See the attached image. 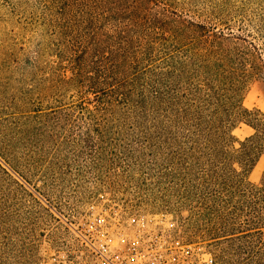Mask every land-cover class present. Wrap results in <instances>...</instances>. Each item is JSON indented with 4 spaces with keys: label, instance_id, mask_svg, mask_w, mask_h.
<instances>
[{
    "label": "rangeland",
    "instance_id": "374dc122",
    "mask_svg": "<svg viewBox=\"0 0 264 264\" xmlns=\"http://www.w3.org/2000/svg\"><path fill=\"white\" fill-rule=\"evenodd\" d=\"M263 25L264 0H0V264H87L73 231L106 200L159 236L205 243L218 264H246L218 231L230 209L208 197L212 174L194 166L230 142L181 138L121 81L149 56L162 68L205 55L208 32ZM244 105L264 112V80ZM263 172L264 157L251 182Z\"/></svg>",
    "mask_w": 264,
    "mask_h": 264
},
{
    "label": "trees",
    "instance_id": "16d2710c",
    "mask_svg": "<svg viewBox=\"0 0 264 264\" xmlns=\"http://www.w3.org/2000/svg\"><path fill=\"white\" fill-rule=\"evenodd\" d=\"M226 29L228 33L214 30L202 36L200 50L205 55L197 51L194 60L176 56L162 68L155 67L149 56L144 60L149 64L142 77L133 73L121 83L129 86V94L137 85V98L152 108L153 114L157 112L164 123L170 122L181 138L230 142L223 148L210 149L218 151L219 158L197 159L194 166L212 174L208 197L230 209L228 222L218 228L221 238L235 251L248 254L246 264H264V172L259 184L250 180L264 157V112L244 105V94L252 82L264 80V25L240 28L241 35ZM135 64L137 61L131 64L132 69ZM188 64L192 68L184 78L177 67ZM184 79L186 87L182 86ZM99 92L92 88L91 93ZM242 125L253 134L240 141L234 132Z\"/></svg>",
    "mask_w": 264,
    "mask_h": 264
},
{
    "label": "built area",
    "instance_id": "2783aa9c",
    "mask_svg": "<svg viewBox=\"0 0 264 264\" xmlns=\"http://www.w3.org/2000/svg\"><path fill=\"white\" fill-rule=\"evenodd\" d=\"M109 200L91 203L73 231L87 264H218L205 243L157 235L144 220H125Z\"/></svg>",
    "mask_w": 264,
    "mask_h": 264
},
{
    "label": "crops",
    "instance_id": "0c3cea01",
    "mask_svg": "<svg viewBox=\"0 0 264 264\" xmlns=\"http://www.w3.org/2000/svg\"><path fill=\"white\" fill-rule=\"evenodd\" d=\"M258 109H259V108H258ZM252 173H253V172H252ZM251 175H252V174H251ZM251 175H250V176H251Z\"/></svg>",
    "mask_w": 264,
    "mask_h": 264
}]
</instances>
